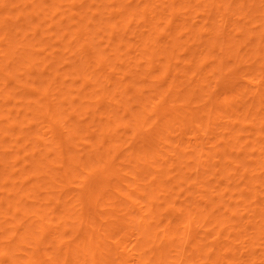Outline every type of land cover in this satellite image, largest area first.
<instances>
[{
  "label": "bare ground",
  "instance_id": "obj_1",
  "mask_svg": "<svg viewBox=\"0 0 264 264\" xmlns=\"http://www.w3.org/2000/svg\"><path fill=\"white\" fill-rule=\"evenodd\" d=\"M64 1L0 16V264H264V0Z\"/></svg>",
  "mask_w": 264,
  "mask_h": 264
},
{
  "label": "rangeland",
  "instance_id": "obj_2",
  "mask_svg": "<svg viewBox=\"0 0 264 264\" xmlns=\"http://www.w3.org/2000/svg\"><path fill=\"white\" fill-rule=\"evenodd\" d=\"M14 0H9L8 2H7V5H5L6 3H2L1 2V0H0V16H2V18L3 17H5V18H7V20L8 21H10V20H14L16 17H17V10H18V7L16 6V5H13L12 4V2H13ZM29 0H20V5H22V7H24L25 6V2H28ZM105 2H107L106 3V5L107 4H109L108 2H109V0H104ZM111 1V0H110ZM127 0H124L123 2L125 3ZM71 1L70 0H67V1H64L63 2V6L58 10V11H62L63 13H64V16L65 17H68V15H69V13H68V10H70V5H68L69 3H70ZM10 5H12V7H13V9H12V7H10ZM106 6L104 5V7L102 8V10L103 11H105V12H108V10L105 8ZM74 8V7H73ZM77 8V7H76ZM195 8V7H194ZM25 11H23L24 13H26V9H24ZM102 11V12H103ZM208 13V12H207ZM217 13V12H216ZM215 13V11L214 12H212L211 14H210V16L213 18H211L212 20L211 21H213L214 23H213V29H216V30H221L220 28H219V25H220V17H218V13L216 14ZM213 15H215V16H213ZM99 17V15H95V18H97V17ZM192 16H194V15H192ZM191 16V17H192ZM190 17V18H191ZM190 18H188L187 20H185L184 22L185 23H187V24H189L191 21V19ZM98 19V18H97ZM174 20V21H177L176 20V18L175 17H169V20ZM199 19H201V18H199ZM249 18H245L244 20H248ZM106 22L108 21V20H105ZM103 22V21H102ZM261 22V23H260ZM64 25H68L66 22H64L63 23ZM255 24V26L253 25V26H251L252 28L250 29L251 30V32L254 34V32L257 34V33H261V32H259V31H264V30H262V28H264V27H260V25L262 24V21L260 20V21H257L256 23H254ZM260 24V25H259ZM46 25V24H45ZM44 25V26H45ZM69 26V25H68ZM262 26H264V24H262ZM61 28H64L65 29V26L63 27V26H61ZM61 28H56L55 30L57 31V30H60ZM30 33H31V31H30ZM32 34V33H31ZM45 35H46V33H45ZM262 33L260 34V38L262 37V36H264V35H262ZM46 36H51V33H48ZM257 36H258V34H257ZM102 39V38H101ZM70 40V39H69ZM105 40V39H104ZM184 40H186V37H184V38H181V39H179L178 40V38H176L174 41H176V44H178V46L180 47V46H183V44H184ZM261 40V39H260ZM56 39L55 38H51L50 39V41H49V43H51L50 45H49V47H53V49L55 50V49H57V51L60 49V47H62L61 49H63V48H65V47H63V46H61V45H59V44H55L56 43ZM126 40H124V42H125ZM262 44H264V37H262ZM72 42V41H71ZM132 42H136L135 40L134 41H132ZM76 44V42L75 41H73L72 42V44H71V47L72 46H74L75 44ZM59 45V46H58ZM71 47H68V48H65L64 50H60L56 55V57H60V56H58V55H61V58H59V59H62L63 57H65V59L66 58H69L70 57V54L69 53H66L67 52V50H70V48ZM248 47V46H247ZM37 49H39V47H36ZM181 50V49H180ZM179 52V51H178ZM253 51H251V52H248V54L246 55V57H247V59L248 58H251V57H253V54H255V53H253V54H250V53H252ZM48 53V52H47ZM66 53V54H65ZM46 54V53H45ZM44 53H37V54H35V58H36V60H38V59H43L46 55H45ZM54 54H51V57L53 56ZM257 55V54H256ZM16 56H18L17 54H16ZM255 56V55H254ZM71 58V57H70ZM134 59H135V57H134ZM134 59L132 60V61H134ZM251 60V59H250ZM250 60L248 61V63L247 64H249L250 65ZM209 61V60H208ZM256 61V60H255ZM258 61V60H257ZM257 61L256 62H254V63H257ZM175 62V60H173L172 61V63H174ZM253 62V61H252ZM261 62V61H260ZM209 63H210V61L209 62H207V64L209 65ZM254 63L252 64V65H254ZM208 65H206V69L208 68L207 66ZM212 65V63L210 64V66ZM209 66V67H210ZM228 66H231V64L230 63H228ZM129 67H134V64H130L129 65ZM172 68H173V65H172ZM219 71H221V70H219ZM219 75H220V73L219 74H217V76H215L217 79H216V81L214 80V82L216 83V84H214V82H211L212 84H210V86H213L214 87V90L215 91H217V90H219V93H218V91L217 92H215V94H218V95H216L214 98L215 99H213V101H212V103L214 102V104L213 105H215V106H218V107H225V106H228V105H232V106H234L235 104H237L238 102V97L236 96L237 94L236 93H239V90H237L238 88L239 89H242L243 87H244V90L250 85L249 83H246V82H244L243 80H242V78H241V80L240 79H238L237 78V82H236V80H235V82L237 83L236 85H235V87H233L234 86V84H227L228 82L225 80V82H223L224 80H223V78L221 79V77L219 78ZM18 79H20V78H18ZM219 79H221V80H219ZM181 79L180 78H178L177 79V81L175 82V83H178L179 81H180ZM218 81V82H217ZM221 81V82H220ZM241 81H243V82H241ZM29 82V81H28ZM227 82V83H226ZM151 83L152 84H154V85H156L157 84V81H156V79L155 78H151ZM31 84V83H30ZM148 83H145L144 85H147ZM215 85V86H214ZM229 85V86H228ZM248 85V86H247ZM37 85H35V84H33L32 86H31V88H35ZM209 86V87H210ZM234 88V90H233V88ZM250 87V86H249ZM162 88H165L166 89V86L164 87H162ZM236 88V89H235ZM236 90H237V92H236ZM37 91V90H36ZM36 91L34 92H32V90H28V95H29V97L27 98V101H33V97H31V95L33 94H38V93H36ZM241 91V90H240ZM222 93V94H221ZM225 99V100H224ZM88 103V106H92V103H90L89 104V102H87ZM228 104V105H227ZM174 105H169V107H173ZM190 106H192V107H190L191 109L192 108H195V105L194 104H192V105H190ZM168 107V108H169ZM167 108V109H168ZM175 108V109H174ZM176 109H178V108H176V107H173L172 108V111H175ZM196 109V108H195ZM169 110V109H168ZM170 111H171V109H170ZM191 112H192V110H191ZM193 112H194V110H193ZM192 112V113H193ZM200 121H202V120H200ZM21 129H23V130H25V124H22L21 126ZM38 127H40L39 125H38V123H37V127H36V129H38ZM150 128H153V127H150ZM150 128H143V131H145V130H148V129H150ZM155 130V128H153V131ZM37 134H39L40 132L39 131H37L36 132ZM140 133V132H139ZM128 137H130L131 136V133H127L126 134ZM139 135H137V137H138ZM206 137H210V134H208ZM8 138H6V140H7ZM11 139V138H10ZM138 138H134V141H133V143H136V144H134V145H132V146H135V145H137V143H140V140L138 139ZM245 140H247V138L245 139ZM12 143H11V142ZM10 141H8L7 140V142L6 143H4V145H6L7 147L9 146V147H11L13 150H15L14 148L16 147V144H15V142L13 141V138H12V140H10ZM132 142H131V144H133ZM15 146H14V145ZM129 145H130V142H129ZM131 146V145H130ZM6 147V148H7ZM191 149H194V148H191ZM249 149H250V147H249ZM182 150H183V153H185V154H187V153H189L191 150L190 149H187V148H185L184 146H183V148H182ZM13 153V152H12ZM27 154V152H23V153H20L19 154V156H25ZM28 160V159H27ZM118 162V158L115 160V162L113 163V167L114 168H116V169H119V168H121V167H124V165L123 166H119V164L117 163ZM191 173H193V171L191 170L190 171ZM227 179H233V178H236V175L234 174V172H232V171H230V170H228L227 171ZM207 175V174H206ZM206 175H204V176H206ZM229 176V177H228ZM76 184H74V186H75ZM186 186V185H185ZM207 186L209 187L210 186V183H207ZM175 192V191H174ZM173 192V193H174ZM176 193H174L173 195H175ZM174 199V198H173ZM115 200H117V199H115ZM176 201V200H175ZM214 201H216V199L214 200ZM89 210H91V212L92 211H94L95 209H89ZM98 210V209H97ZM96 212V211H95ZM94 213V212H93ZM1 223H4V220H1L0 221ZM8 235H10V232L9 233H7V235L6 236H8ZM4 240H6V238L4 239ZM261 248L262 249H264V245H262L261 246ZM245 259H246V257H244Z\"/></svg>",
  "mask_w": 264,
  "mask_h": 264
}]
</instances>
